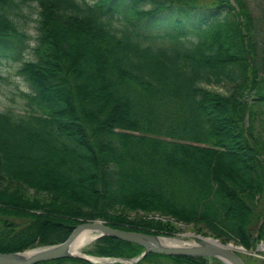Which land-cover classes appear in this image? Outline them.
I'll return each mask as SVG.
<instances>
[{
  "label": "trees",
  "instance_id": "16d2710c",
  "mask_svg": "<svg viewBox=\"0 0 264 264\" xmlns=\"http://www.w3.org/2000/svg\"><path fill=\"white\" fill-rule=\"evenodd\" d=\"M233 1L0 0V69L28 48L15 18L36 7L34 56L15 71L27 90L0 111V252L62 242L94 219L165 235L174 220L246 248L264 240L261 47ZM141 251L103 236L85 252ZM158 258L223 264H137ZM65 262L90 264H38Z\"/></svg>",
  "mask_w": 264,
  "mask_h": 264
},
{
  "label": "water",
  "instance_id": "95a60500",
  "mask_svg": "<svg viewBox=\"0 0 264 264\" xmlns=\"http://www.w3.org/2000/svg\"><path fill=\"white\" fill-rule=\"evenodd\" d=\"M85 228L93 230L95 240L103 236H110L137 244L142 247V251L139 255L132 258L96 257L84 251L82 255L73 254L71 244L78 233ZM245 249L242 246H236L232 243H222L217 238L205 237L199 234H195V239L176 240L175 235L165 236L113 228L105 222L96 219L93 221H82L75 225L67 238L62 242L24 251L0 252V264H38L63 258H77L95 264L89 257L112 260L109 263L137 264L148 254L216 258L223 264H246L241 255ZM248 251L251 254L252 249L250 248Z\"/></svg>",
  "mask_w": 264,
  "mask_h": 264
},
{
  "label": "rangeland",
  "instance_id": "374dc122",
  "mask_svg": "<svg viewBox=\"0 0 264 264\" xmlns=\"http://www.w3.org/2000/svg\"><path fill=\"white\" fill-rule=\"evenodd\" d=\"M213 0H197L198 5H209L212 3ZM247 9L249 10L253 22L255 24V36L259 43V47H261L260 51V57H259V63L262 66V75L264 77V0H242ZM230 2L235 5L233 0H230ZM35 18H36V7L34 4L32 6H24L21 9L20 14L15 18V20L19 23L20 28L25 31L27 34V45L28 48L23 53L22 57L18 61H5L0 69L1 72V79H0V111L7 110V109H15L18 107L20 98L18 95V91L20 90H27L26 84L23 82V80L15 74V71L17 68L21 65V62L24 60H28L33 58L34 54L31 51V47L34 45V36H35ZM30 47V48H29ZM262 77V76H261ZM262 81V85L264 87V80ZM210 89L223 92V89L221 87L217 86H207ZM247 98L250 99V96L247 95ZM254 127L257 131H260L262 134V137L264 139V108L260 110L259 117L254 123ZM36 213H39V211H34ZM131 217H134L136 214L131 213ZM157 217V216H156ZM162 219L161 217H159ZM158 219V218H157ZM96 220V219H94ZM103 221L102 219H98ZM171 220V219H170ZM83 220H80L82 222ZM85 221H93V220H85ZM165 221V220H163ZM172 222L169 224H173L174 232L170 235H165L159 233V235H165V236H173L177 235L179 237L180 234L182 235H188V234H199L201 236L205 237H213L216 238L209 233H200L195 230V227L191 224H185L180 222H175L174 220H171ZM262 221V220H261ZM79 222V223H80ZM104 222V221H103ZM124 230V229H123ZM131 231H137V230H131ZM141 232V231H140ZM184 239V238H183ZM192 237H186L184 240H191ZM195 239V237H193ZM218 239V238H217ZM219 240V239H218ZM222 243H232L236 246H242L241 244H236L232 241L223 242L219 240ZM92 243L85 246L82 250L86 251L88 248L92 246ZM260 246V247H259ZM252 249L251 254H249V249ZM246 248V252L242 253V258L246 262V264H264V240H258L254 247ZM259 248V249H257ZM249 254V255H248ZM209 263L211 260H208ZM63 264H74L72 262H65ZM95 264H116V263H95ZM143 264H174L171 260L164 259V258H158L152 260V261H145Z\"/></svg>",
  "mask_w": 264,
  "mask_h": 264
},
{
  "label": "bare ground",
  "instance_id": "6f19581e",
  "mask_svg": "<svg viewBox=\"0 0 264 264\" xmlns=\"http://www.w3.org/2000/svg\"><path fill=\"white\" fill-rule=\"evenodd\" d=\"M186 237H192V239H193V237H195V234H188V235L180 234L179 237L177 235H175L176 240H180V239L184 240ZM94 240H95V234H94L93 230H91L89 228H85V229L81 230L71 244L72 253L77 254V255H82V252H83L82 249L85 246L92 243ZM244 252H246V249ZM89 259L91 261H93L94 263H100V262L109 263L112 261L110 259H99V258H93V257H89Z\"/></svg>",
  "mask_w": 264,
  "mask_h": 264
}]
</instances>
